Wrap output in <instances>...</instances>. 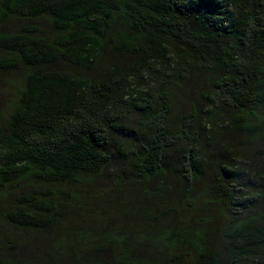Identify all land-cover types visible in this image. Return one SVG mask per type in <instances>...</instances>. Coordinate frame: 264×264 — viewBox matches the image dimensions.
<instances>
[{"label": "trees", "instance_id": "1", "mask_svg": "<svg viewBox=\"0 0 264 264\" xmlns=\"http://www.w3.org/2000/svg\"><path fill=\"white\" fill-rule=\"evenodd\" d=\"M0 264H264V0H0Z\"/></svg>", "mask_w": 264, "mask_h": 264}, {"label": "rangeland", "instance_id": "2", "mask_svg": "<svg viewBox=\"0 0 264 264\" xmlns=\"http://www.w3.org/2000/svg\"><path fill=\"white\" fill-rule=\"evenodd\" d=\"M18 83V79L14 82V84L12 85V87H15V84Z\"/></svg>", "mask_w": 264, "mask_h": 264}]
</instances>
